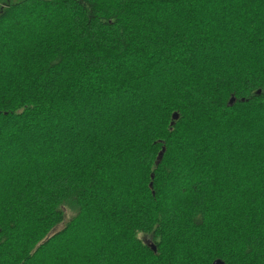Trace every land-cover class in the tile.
<instances>
[{"label":"trees","instance_id":"obj_1","mask_svg":"<svg viewBox=\"0 0 264 264\" xmlns=\"http://www.w3.org/2000/svg\"><path fill=\"white\" fill-rule=\"evenodd\" d=\"M216 260L264 264V0L3 6L0 264Z\"/></svg>","mask_w":264,"mask_h":264},{"label":"water","instance_id":"obj_2","mask_svg":"<svg viewBox=\"0 0 264 264\" xmlns=\"http://www.w3.org/2000/svg\"><path fill=\"white\" fill-rule=\"evenodd\" d=\"M234 102H235V98L233 97L231 99V101H230V105H232ZM177 119H178V115L175 113L174 116H173V120L175 121ZM162 156H163V152L160 153V157L159 158L161 159ZM153 249H154V251H156L155 247ZM213 264H224V262L222 260H216Z\"/></svg>","mask_w":264,"mask_h":264},{"label":"rangeland","instance_id":"obj_3","mask_svg":"<svg viewBox=\"0 0 264 264\" xmlns=\"http://www.w3.org/2000/svg\"><path fill=\"white\" fill-rule=\"evenodd\" d=\"M15 1H17V0H7V1L5 2V4H3V5L0 7V9L3 8V6L8 5L9 3L11 4V3L15 2ZM73 214H74L73 211H69L68 214H67V220H68L69 218H71V217L73 216ZM141 237L144 238V236H141ZM146 241L149 242V243H151V240H150V239H147V238H146Z\"/></svg>","mask_w":264,"mask_h":264}]
</instances>
